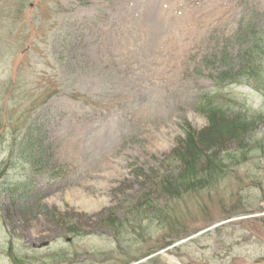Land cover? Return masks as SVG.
Wrapping results in <instances>:
<instances>
[{
  "label": "rangeland",
  "instance_id": "obj_1",
  "mask_svg": "<svg viewBox=\"0 0 264 264\" xmlns=\"http://www.w3.org/2000/svg\"><path fill=\"white\" fill-rule=\"evenodd\" d=\"M219 74L254 125L174 196ZM0 264H264V0H0Z\"/></svg>",
  "mask_w": 264,
  "mask_h": 264
},
{
  "label": "trees",
  "instance_id": "obj_2",
  "mask_svg": "<svg viewBox=\"0 0 264 264\" xmlns=\"http://www.w3.org/2000/svg\"><path fill=\"white\" fill-rule=\"evenodd\" d=\"M229 81L226 75L219 74L218 88L203 92L196 107L199 112L206 116L208 120L207 128L199 133L188 126L185 129L186 134L183 145L172 154L181 164V169L173 181L174 183H170V186L167 188V191L174 196L178 197L186 192H193L198 189L202 190L206 186L213 184L216 178L226 175L229 168L222 160L217 159V156L215 157L212 154L215 148L212 147L209 150L210 143H216L224 137H234L239 138V141H245L244 136L254 125L253 116H249L246 110L234 113L230 112L232 110L230 97L224 94L222 89ZM79 99L86 102L84 100L86 96H81ZM36 123H32L33 130H37ZM28 136L32 143L34 132H28ZM225 159L236 163L239 161L235 152H230ZM42 168L44 169V165ZM36 170L37 168L33 167L31 173L21 178L18 177L19 181L25 178V180L32 183V180H34L33 173ZM48 174H52V176H64L67 174V168L56 166L51 170L50 167ZM163 213L159 211V218H162Z\"/></svg>",
  "mask_w": 264,
  "mask_h": 264
},
{
  "label": "water",
  "instance_id": "obj_3",
  "mask_svg": "<svg viewBox=\"0 0 264 264\" xmlns=\"http://www.w3.org/2000/svg\"><path fill=\"white\" fill-rule=\"evenodd\" d=\"M47 244V243H46Z\"/></svg>",
  "mask_w": 264,
  "mask_h": 264
}]
</instances>
